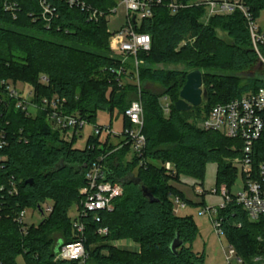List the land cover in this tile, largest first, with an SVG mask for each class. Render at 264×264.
Returning <instances> with one entry per match:
<instances>
[{
  "label": "trees",
  "instance_id": "1",
  "mask_svg": "<svg viewBox=\"0 0 264 264\" xmlns=\"http://www.w3.org/2000/svg\"><path fill=\"white\" fill-rule=\"evenodd\" d=\"M41 1L51 14H44ZM178 1L184 7L172 12L167 5L157 6L136 28L151 37V51L137 58L141 80L165 88L157 94L141 89L134 71L112 56L108 18L117 7L115 0H75L73 6L69 0H0V264H17L19 256L26 264H54L59 247L76 240L70 212L80 207L86 174L102 156L108 179L122 183L124 194L112 212L100 213V222L91 216L84 220L86 264H206L205 253L193 249L199 235L193 218L179 216L170 200L174 195L186 202L171 182L183 176L203 182L206 166L216 163V189L225 185L230 191L235 185L238 173L229 161L240 155L241 144L197 124L214 106L264 88V64L241 11L212 16L205 23L207 8L196 5L198 0ZM239 1L255 21L264 12V0ZM88 9L102 16L91 20ZM260 52L264 57V47ZM157 64H181L190 72L155 68ZM196 70L203 73L208 100L179 112L175 104L188 74ZM10 83L32 88L36 114L18 107L22 99L10 96ZM163 97L171 100L168 116L160 103ZM136 100L144 108L146 147L141 157L132 155L129 145L114 147L108 138L100 142L94 135L86 148L78 149L77 137L67 140L68 130L56 129L49 117L52 104L62 115L79 116L88 124L107 112L110 126L117 115L125 130L132 127L125 112ZM255 148L256 163L264 161V136ZM167 162L176 175L165 170ZM46 203L52 212L37 226L22 229L17 222L21 212H40ZM217 218L243 264H261L255 259H264V220L251 222L234 202L218 208ZM101 229L108 234L100 235ZM177 237L182 245L175 255L170 245ZM124 240L137 243L140 251L114 245Z\"/></svg>",
  "mask_w": 264,
  "mask_h": 264
},
{
  "label": "built area",
  "instance_id": "2",
  "mask_svg": "<svg viewBox=\"0 0 264 264\" xmlns=\"http://www.w3.org/2000/svg\"><path fill=\"white\" fill-rule=\"evenodd\" d=\"M117 1L126 9L127 23L121 30L112 34L110 47L112 51L124 58L121 60L123 65L126 64L127 59L134 58L138 67L142 62L138 60L137 55L139 53H149L152 48V41L148 34H141L136 31V28L140 27L144 19L153 16V10L157 6L167 5L172 12H176L184 7V5L178 0ZM69 3L73 6L76 2L75 0H69ZM200 3L204 4L207 8V19L216 15H230L236 10L241 11L248 22L254 50L264 64V57L260 52L261 47H264V32L257 27L250 10L243 3L239 0H203ZM41 4L44 14H51L52 11L47 6V3L41 1ZM196 5L200 4L196 3ZM81 6L82 10H86L84 4ZM6 9L10 10L13 7L6 5ZM87 11L91 20H97L102 16L97 11L90 9ZM116 11L117 9L112 12L113 15ZM134 17L136 18L135 22ZM8 90L12 98H21L11 87ZM160 103L164 114L170 115L171 100L168 97H163ZM44 105L48 106L47 101H44ZM18 107L27 110L29 114H32L30 107L38 109L37 105L31 102L25 103L22 100L19 102ZM125 116L132 124V127L125 130L122 128L118 136L128 141L132 155L141 157L146 147V137L143 134L144 108L142 102L140 100L134 101L125 112ZM49 117L56 129L68 130V133L74 129L76 137V131L88 124L79 116L62 115L57 111L56 104H52ZM199 128L203 131L218 132L224 137L241 144V147L238 148L240 155L229 162L238 174L241 171L243 189L237 194H232L224 185L219 190L214 189L210 193L214 195L220 194L224 198L225 201L221 208L234 202L246 212L251 222L256 223L264 220V161L259 163L255 161L256 144L264 136V88L246 93L227 104L214 106L200 123ZM111 129V126L96 127L94 136H99L102 139V134L106 133V138H109L113 135ZM68 133L66 136L67 140H69ZM3 145L4 143L1 142L0 148ZM105 158V156H102L98 161L94 162L86 174V185L79 191L82 196L81 205L79 208L77 207L76 217L72 218V227L76 240L59 247L55 255L54 264H61L63 262L86 264L89 255L85 248L86 223L84 220L91 216L94 221L100 222V213L112 212L115 208V200L124 194L122 183H114L108 179ZM164 168L170 176L176 175V170L171 163L167 162ZM185 206L186 203L179 197H176L175 209L179 210ZM211 211L216 215L215 218H211L214 230L218 235H224L222 221L217 218V210ZM43 212L44 215L45 213L49 215L52 212L51 205ZM25 215L26 211H23L17 218V222L24 230L27 228ZM98 233L100 235H107L108 230L101 229ZM233 258L238 264H243V261L237 256L234 247L229 245L227 253L228 262L230 263ZM255 261L264 264V259L261 257L255 259Z\"/></svg>",
  "mask_w": 264,
  "mask_h": 264
},
{
  "label": "rangeland",
  "instance_id": "3",
  "mask_svg": "<svg viewBox=\"0 0 264 264\" xmlns=\"http://www.w3.org/2000/svg\"><path fill=\"white\" fill-rule=\"evenodd\" d=\"M203 0H198L196 3L202 5L200 2ZM117 7L116 13L111 15L108 18L109 21V31L111 34L118 32L121 28L127 23V12L124 6L120 5L117 0H115ZM204 5V4H203ZM205 6V5H204ZM204 22L207 23V15L204 18ZM257 27L260 28L261 31L264 32V12L261 13L259 19L256 20ZM218 36L224 40L228 41V37L221 31H218ZM187 42L181 43L179 49L182 46L186 45ZM112 56L123 60L120 55L112 51ZM127 67H129V72L134 71L136 75V83L139 85L141 89H147L154 93L161 94L165 91V88L160 84H154L148 81L141 80V65L136 66V62L134 58H129L126 60ZM155 68L166 69V70H179L181 72L189 71L186 70L184 65L178 64H157L154 65ZM190 72V71H189ZM246 78V77H243ZM10 87L12 90L16 91L19 97H21L22 101L31 102L33 97V90L27 84L18 83L17 85H12L10 83ZM204 103V102H203ZM30 112L36 114L37 110L33 107H30ZM113 124L111 126V130L113 135L109 137V141L111 145L118 147H126L128 145V141L121 138L120 133L122 131V118L117 117L115 115L112 119ZM194 122V119L192 120ZM196 122V121H195ZM201 121L198 122V126ZM111 124V116L107 112H100L96 119L95 124H86L83 128H80L76 131L77 141L75 142V147L78 149H84L87 147L88 141L91 136L95 134L96 127H109ZM75 134V130L72 129L68 133L69 140L73 139ZM106 138V133L102 134V139L100 142L104 141ZM108 141L105 139V142ZM110 145V144H109ZM131 159V156H127L125 161ZM239 169V168H238ZM217 170L218 166L216 163H210L206 166L203 182L199 181L195 178L189 176L181 177L179 182H171L172 185L182 194L184 200L186 201V206L183 207L179 211V216H191L199 230V235L193 242V249L195 252L205 253L206 264H238L236 260L233 258L229 263L227 260V253L229 242L226 239L225 235H218L213 228V224L211 218H215V214L211 210H217L224 204V198L218 194L214 195L210 192L217 188ZM243 180L241 171L238 174L235 185L231 188L230 192L232 194H237L243 189ZM205 193H201V192ZM170 200L175 204L176 196L170 195ZM51 204L46 203L43 206V211ZM211 212H210V211ZM77 215V206H73L70 216L72 218ZM48 216L47 213L42 215L38 210L28 209L26 210L25 215V223L27 227L38 225L42 222L44 218ZM57 242L60 241L61 235L56 233L54 235ZM17 264H26L23 256H19L16 260Z\"/></svg>",
  "mask_w": 264,
  "mask_h": 264
},
{
  "label": "water",
  "instance_id": "4",
  "mask_svg": "<svg viewBox=\"0 0 264 264\" xmlns=\"http://www.w3.org/2000/svg\"><path fill=\"white\" fill-rule=\"evenodd\" d=\"M135 20L136 18L134 17V22ZM207 100L208 91L204 86L203 73L196 70L188 74L187 82L181 90L180 99L176 102L175 107L179 112H190L194 108L201 107L203 102ZM137 183L140 184L139 181H137ZM141 189L143 190L144 195L149 198L152 203L157 202V199H155L145 188L141 186ZM40 213L44 215L42 209L40 210ZM180 245H182V242H180L179 237H177L170 245V249L175 255H177V249Z\"/></svg>",
  "mask_w": 264,
  "mask_h": 264
},
{
  "label": "crops",
  "instance_id": "5",
  "mask_svg": "<svg viewBox=\"0 0 264 264\" xmlns=\"http://www.w3.org/2000/svg\"><path fill=\"white\" fill-rule=\"evenodd\" d=\"M180 210L181 209L176 210L177 214L179 213ZM114 245L117 247H121V248L131 249L136 252L140 251L139 245L131 240H124V241H119V242L117 241L114 243Z\"/></svg>",
  "mask_w": 264,
  "mask_h": 264
}]
</instances>
